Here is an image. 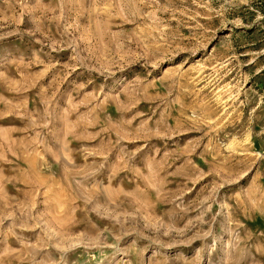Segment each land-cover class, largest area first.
<instances>
[{"label":"rangeland","instance_id":"374dc122","mask_svg":"<svg viewBox=\"0 0 264 264\" xmlns=\"http://www.w3.org/2000/svg\"><path fill=\"white\" fill-rule=\"evenodd\" d=\"M0 264H264V0H0Z\"/></svg>","mask_w":264,"mask_h":264}]
</instances>
